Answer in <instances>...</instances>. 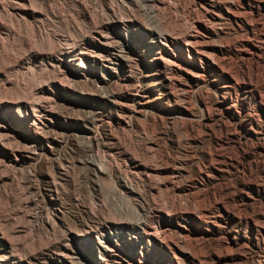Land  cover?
<instances>
[{
  "label": "rangeland",
  "instance_id": "rangeland-1",
  "mask_svg": "<svg viewBox=\"0 0 264 264\" xmlns=\"http://www.w3.org/2000/svg\"><path fill=\"white\" fill-rule=\"evenodd\" d=\"M0 264H264V0H0Z\"/></svg>",
  "mask_w": 264,
  "mask_h": 264
}]
</instances>
